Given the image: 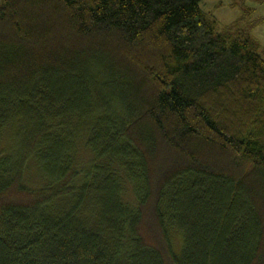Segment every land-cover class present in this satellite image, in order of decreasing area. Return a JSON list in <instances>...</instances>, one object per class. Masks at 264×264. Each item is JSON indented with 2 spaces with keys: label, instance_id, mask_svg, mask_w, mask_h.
Instances as JSON below:
<instances>
[{
  "label": "trees",
  "instance_id": "16d2710c",
  "mask_svg": "<svg viewBox=\"0 0 264 264\" xmlns=\"http://www.w3.org/2000/svg\"><path fill=\"white\" fill-rule=\"evenodd\" d=\"M203 0H0V264H264V55Z\"/></svg>",
  "mask_w": 264,
  "mask_h": 264
},
{
  "label": "rangeland",
  "instance_id": "374dc122",
  "mask_svg": "<svg viewBox=\"0 0 264 264\" xmlns=\"http://www.w3.org/2000/svg\"><path fill=\"white\" fill-rule=\"evenodd\" d=\"M199 7L220 30L229 26L234 34L243 32L256 39L258 53L264 55V0H203Z\"/></svg>",
  "mask_w": 264,
  "mask_h": 264
},
{
  "label": "crops",
  "instance_id": "0c3cea01",
  "mask_svg": "<svg viewBox=\"0 0 264 264\" xmlns=\"http://www.w3.org/2000/svg\"><path fill=\"white\" fill-rule=\"evenodd\" d=\"M251 37V36H250ZM252 38V37H251ZM253 39V38H252ZM256 42H257V40L256 39H254Z\"/></svg>",
  "mask_w": 264,
  "mask_h": 264
}]
</instances>
